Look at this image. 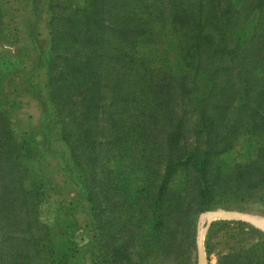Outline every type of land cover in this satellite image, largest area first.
<instances>
[{"label":"rangeland","instance_id":"obj_1","mask_svg":"<svg viewBox=\"0 0 264 264\" xmlns=\"http://www.w3.org/2000/svg\"><path fill=\"white\" fill-rule=\"evenodd\" d=\"M99 3L104 14L93 18L91 10H85V0H0V111L17 136L25 132L45 153L35 163L46 179L41 222L54 236L53 250L64 257V264H198L197 236L207 226L204 213L238 211L264 219V0ZM147 4H151L147 14L152 13L147 20L155 23L143 34L160 36L155 43L132 48L125 39L134 31V21L147 16ZM51 19L67 65L77 55L89 53L88 40L105 37L109 60L96 63L100 71L94 64L78 65V69H95L102 77V106L92 120L83 121L84 97L76 85L68 94L69 87L61 82L64 96L68 94L61 109L51 100L55 93L47 75L48 58L53 55ZM226 26L232 46L238 48L236 61L217 53L211 43V37L218 39ZM70 37L80 38L81 45L71 44ZM188 56L190 64L182 61ZM136 62L144 65L150 78H158L153 88L128 78ZM82 71L66 76L90 81ZM155 92L158 97L151 100ZM178 122L183 133L177 144H171L169 135ZM65 131L70 142L62 138ZM87 133L98 137L101 155L95 198L102 211L95 217L82 209L91 207L81 181L88 171L83 140ZM127 134L131 143L126 144L122 139ZM121 145L126 162L140 156L139 162H146L154 180L150 192L132 193L124 181L116 183L115 191L107 186L111 162ZM210 149L209 178L218 206L200 211V175L194 167L182 165L170 183L166 227L155 225L160 212L155 198L167 162ZM77 159L86 171L77 169ZM135 163L131 168L139 170L137 177H144L145 165ZM80 192L83 197H78ZM203 241L206 264H246L249 256L243 251L248 248H254V264H264V230L250 222L211 219ZM117 247L130 259L115 257ZM43 257L48 255L42 253ZM28 258L30 264H38L32 250Z\"/></svg>","mask_w":264,"mask_h":264},{"label":"trees","instance_id":"obj_2","mask_svg":"<svg viewBox=\"0 0 264 264\" xmlns=\"http://www.w3.org/2000/svg\"><path fill=\"white\" fill-rule=\"evenodd\" d=\"M85 1L87 4L85 10H91V12H89V17L94 18L93 14H95V17L98 18L103 16L104 13L99 10L102 9L100 7L101 4L99 3L100 0ZM137 1L143 2V0ZM147 5L145 6L144 11L146 14L147 10H150L148 8L151 4ZM94 8H96V11ZM228 8L231 10V5H228ZM150 15H152V13H148L145 17L143 15L138 17L140 20L134 21V24L131 25V27L134 28V31L131 30V32H129L125 41L130 44L132 48L138 43L150 45L153 42L155 43L158 41L157 38L160 36L158 33H150L149 37H146L143 34L145 30L151 31L153 29L152 26L155 22L153 20H147V17ZM221 23L225 24V22ZM50 24L53 26L51 31V35H53V55L48 58L47 75L49 76V86L55 92L53 94L51 93V100L58 104L59 109H61L63 105L68 102V100L64 99L67 98L69 91L76 85L84 97L82 100L83 121L92 120L91 117L94 118L99 115L102 106L100 97V93L102 91V77L100 74L99 76L97 75L95 69L93 71L86 67L78 69V65L82 62L84 65L94 64L97 66L96 63L99 64L109 60V56L106 54L107 46L104 45L106 40H103L105 37L101 36L96 40H88L87 49L90 50L89 53L85 55L81 54L82 56L77 55L79 57H75L74 60L72 59L67 65V61H63V58L66 55L62 49H59L61 44L56 43V27H54L56 26L55 20L51 19ZM220 32L221 33H219L218 39H215L213 36L211 37L212 45L218 49L217 53L223 56L232 57L233 60L236 61L238 58V48L232 46L233 40L229 35V29L226 26ZM68 40L71 44H75L77 46L81 45L80 38L74 37L72 39L70 37ZM195 42L191 46L193 49L197 47ZM200 42L201 41H198V44ZM71 44L69 45L71 46ZM66 52L70 51L67 49ZM182 61L190 64L192 59L188 56ZM132 62L134 61L132 60ZM71 63L73 64L70 68ZM133 65L134 67L132 66V68L135 71H131L128 78L135 77L134 84L139 86L144 84L147 88H153L154 83L158 78H150V74L143 70L144 65L142 63L136 62ZM82 70L86 71L88 78L89 76L92 78L90 81L85 83L78 82L80 78H76L72 81L66 76V73H76L80 75L83 73ZM99 71L98 67V72ZM61 82L69 87L68 94L66 96L63 94V86L61 85ZM251 88L250 84L248 89H246V97L250 93ZM143 92L144 89L140 87L139 95L141 96ZM157 95L158 93L155 92L151 100L156 99L158 97ZM128 123L132 125L130 121L126 124ZM182 133V122H178L175 130L169 135V141L171 144H177L181 139ZM48 134L49 133H47V135ZM62 138L66 142H70L66 131L62 133ZM83 140H85L84 149L86 150L85 154L87 156L85 157V161L88 164V171H86V168H84V165H82V162L79 161V159L75 162L79 165L77 169L86 171L85 174L81 173V181L84 192L83 195L85 194V199L90 203L91 207H83L82 209L88 211L91 216L95 217L98 211H102V208L99 205V199L95 198L97 195L96 183L98 179L97 175L99 174L98 167H100L101 155L99 154V150L97 148L98 137L87 133ZM122 142H125L126 144L131 143L129 134L123 137ZM41 146L42 145L37 141L28 139L25 132H22L21 135L17 136L11 127L7 115L0 111V264H30V261L32 260L28 257L31 250L35 253V260L38 261V264H41L42 261H47V263L43 264H54V262H57L58 264L67 263V261L64 260V257L56 255L55 250H53L54 236L49 231V227L41 222V209L43 203L45 202L44 186L46 179L35 166L37 160L45 156ZM75 154L76 153L73 152L72 156L76 157ZM125 155H127V153L125 150H122L121 145L119 156L117 158L113 157L115 160L111 162L110 176L107 186L110 185V190L115 191L116 183L124 181L128 184L127 186L130 188L132 193L133 191L136 192L140 189H146L150 192L149 189H151L154 180H152L153 178L151 179L152 176H149L150 173L147 170L148 166L145 165L146 162H139L141 156L138 158V161L132 159L133 163L136 162L135 164L140 163L141 165H145V176L142 177V174H139L140 177H137V172L139 170L137 171L131 168L133 163L129 164V162H126ZM210 162L211 149L203 151L201 154L188 153L185 158L178 157L175 160L171 158L167 162L163 181L159 186L160 188L156 193L155 198V203L160 211L155 225L166 227L167 210L165 207L167 205V197L170 192H172L170 183L176 174V170L182 165L194 167L200 175L202 181L200 211H208L218 206L214 198L213 185L209 178L208 168L210 166ZM131 173H133L135 175L134 177H136L134 180ZM78 197H83L81 192L78 194ZM151 205L152 203H150V206ZM223 222L221 221L219 223L223 224ZM35 225H37V227L39 226L38 231L36 232L34 230ZM155 225L153 226L154 228ZM153 227L149 228V230L154 231ZM66 237L72 238L69 234L66 235ZM22 242L24 243L20 244ZM253 249L248 248L246 251H243V253L249 256L246 264H254L253 254L255 252ZM42 253H45L48 257H46V259L43 257L42 259ZM114 254L116 255L115 257H118L120 260L127 261L130 259L127 251L121 249L120 247L116 248ZM219 264H222V262ZM255 264H259V262H255Z\"/></svg>","mask_w":264,"mask_h":264},{"label":"water","instance_id":"obj_3","mask_svg":"<svg viewBox=\"0 0 264 264\" xmlns=\"http://www.w3.org/2000/svg\"><path fill=\"white\" fill-rule=\"evenodd\" d=\"M203 218L207 220L206 228L209 226L211 219L225 218L247 221L264 230V219L238 211H209L204 213ZM206 228H200L197 236L198 264H206V250L203 241V234Z\"/></svg>","mask_w":264,"mask_h":264}]
</instances>
